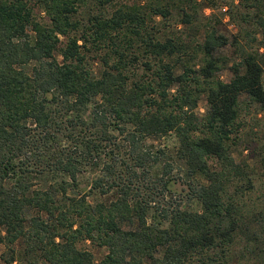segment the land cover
Here are the masks:
<instances>
[{"label":"trees","instance_id":"1","mask_svg":"<svg viewBox=\"0 0 264 264\" xmlns=\"http://www.w3.org/2000/svg\"><path fill=\"white\" fill-rule=\"evenodd\" d=\"M110 8L0 0V264H264V0Z\"/></svg>","mask_w":264,"mask_h":264},{"label":"rangeland","instance_id":"2","mask_svg":"<svg viewBox=\"0 0 264 264\" xmlns=\"http://www.w3.org/2000/svg\"><path fill=\"white\" fill-rule=\"evenodd\" d=\"M135 3V0H114V8H119L122 5H133ZM113 9H109L113 11ZM225 9L222 10V8L217 7L214 11H211L210 9H204L203 14L205 16H210L212 14H217L221 18V14L223 13ZM161 20L160 17L156 18V21ZM171 26L173 25L170 23ZM174 26H172L173 29ZM178 28V29H177ZM176 29L179 30L181 27H177ZM220 30L223 34L227 36H233L235 34V29L228 24V21L226 18L222 19ZM223 54L229 57H233L232 49L227 47L224 49ZM231 75L228 71H223L218 74V78L222 82L229 81ZM241 101L244 100V97L240 99ZM207 105L204 102V100H201L198 103V108L196 110V113L199 115H204L207 111ZM240 113H239V130L237 135V140L235 141V147H233V153L232 157L237 163L246 162L250 167L253 168H260V160L259 155L264 156V153L262 154L261 151L263 149L264 151V113H261L257 108H254L250 105H245V102L243 101L242 104H240L239 107ZM147 145H153L155 148L161 147L165 145V141H147ZM262 154V155H261ZM176 188L178 190H181L182 187L180 186V182L177 181ZM88 245V244H86ZM88 248L92 251V253L95 255L96 258H100L104 254V250H99L94 247ZM4 251V248L0 247V254ZM157 257H160L157 255Z\"/></svg>","mask_w":264,"mask_h":264}]
</instances>
